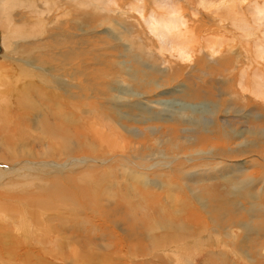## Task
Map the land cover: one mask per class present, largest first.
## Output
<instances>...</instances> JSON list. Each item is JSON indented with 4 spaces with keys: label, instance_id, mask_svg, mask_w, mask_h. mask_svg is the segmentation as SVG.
I'll return each instance as SVG.
<instances>
[{
    "label": "rangeland",
    "instance_id": "1",
    "mask_svg": "<svg viewBox=\"0 0 264 264\" xmlns=\"http://www.w3.org/2000/svg\"><path fill=\"white\" fill-rule=\"evenodd\" d=\"M150 1L146 0L152 9ZM185 1L187 24L196 26L194 32L201 42L221 36L207 32V25L213 17H230L226 5L222 6L223 0ZM210 1L214 6L208 13L206 4ZM190 8L200 11L198 17ZM14 11L13 8L8 18L16 26L0 27V31L7 35L17 27L24 28L20 30L24 36L29 24L14 20ZM247 11L248 7L242 6L240 15L244 20L249 18ZM129 16L128 32L121 26H99L101 17L93 19L90 31H79L82 38L102 36L101 41L110 48L107 57L115 65L105 78L98 77L100 71L96 70L98 75L93 79L92 58L86 68L73 65L75 68L68 69L75 59L65 67L59 64L69 55L64 42L50 43L55 50L44 47L42 53L55 51L54 58L42 61V55H37L34 72L42 70L48 80L52 75L55 81L67 85L57 87L56 93H61L55 96L57 99L46 97L52 104H61L68 115L62 120H48L43 101L35 106L32 98L36 117L26 110L22 114L12 109L10 115L16 119L14 127L18 130L6 132L0 127L1 186L17 185L15 191L6 188L5 192L25 198L20 203L0 198L4 204L8 202L0 209V235L15 234L9 226L20 218L18 211L22 218L26 210V224L47 225L40 227L39 236L30 237L34 240L25 242L19 237L15 243L6 242L10 246L1 245L0 251L5 250L6 257L12 256L10 251L16 254L12 262L1 259L0 264H264V102L255 98L250 87L243 90L238 83L243 70H248L250 77L246 86L253 85L255 73L264 75V62L254 55V40L250 39L245 50L232 29V33L224 31L222 39L232 43L236 53H224L225 57L232 55L230 67L220 70L216 62H222L221 54L214 61L199 54L192 62L179 61L168 54L161 58L158 43L142 20L137 14ZM77 21L71 20L74 24ZM10 33L6 42L12 48L7 51L22 49L23 54V49L27 51L34 44L29 47L22 41L18 45V31ZM127 33H131L129 37ZM256 35L263 36L259 31ZM55 37L61 40V31L56 30L52 38ZM126 38L132 42L124 47L121 44L126 43ZM99 39L92 40L98 43ZM130 58L133 61L129 62ZM218 78L231 83L230 87L219 83ZM28 79L31 86L8 94L13 95V100L30 102L24 97L28 88L45 91L47 84L40 78ZM33 81L38 88L32 87ZM106 117L114 118L127 131H120V135L113 127L102 129L97 119ZM18 138L23 139L17 141ZM131 172L140 177H136L140 180L136 184L128 179ZM51 192L56 193L57 200L51 199ZM28 200H50L48 205L55 209H41ZM61 204L64 208L58 207ZM144 243L146 249L141 251ZM32 255L42 257L31 258ZM181 255L188 256L182 259Z\"/></svg>",
    "mask_w": 264,
    "mask_h": 264
},
{
    "label": "bare ground",
    "instance_id": "2",
    "mask_svg": "<svg viewBox=\"0 0 264 264\" xmlns=\"http://www.w3.org/2000/svg\"><path fill=\"white\" fill-rule=\"evenodd\" d=\"M151 1H152V3H149V2L148 3H149V5L152 4V5H150V7H152V9L148 8V4H147L146 0H0V27L5 28V29H9V28H11L10 25L16 26L14 23H12V24L9 23V21H11V19H12V18L9 19L10 18L9 16L11 15L12 9L14 8L15 9V11L13 13L14 20H16L18 22H20V20H22L25 23L29 24V25H27L29 32H27L26 35H24V36H21V33H22V32H20L21 29H19V27H17L19 30L16 29L18 31V33H15V35H16V37H18L20 39V40H18V45H20L19 42H22V41H24V43H26V45H29V47L32 43H34L30 47L29 50L25 51V49H23V54L21 51L22 49L21 50L17 49V51L15 50V51L11 52L10 50L12 47L11 48L9 47L10 42L8 44V42H6V38L9 37V36H7L8 33H10V32L14 33L16 30L15 31L12 30L8 33L6 32L7 35L4 33V31L3 32L0 31V55H2V58H1L2 60H0V127L1 128H2V126L4 127L3 131L8 132V130H11V129H13L14 131L18 130L17 128L14 127V123H15L16 119L13 120V118H12L13 116L10 115V112L12 109H14V110L16 109V111H19L22 114L26 113L25 112V110H26V111H28V113L31 112V114L34 115V113H35L34 110H36L37 108L33 107L32 100H33V103H35L34 104L35 106L38 103L41 104L43 101V103L45 104V109H46L45 111L47 112L48 120H49V118H51L50 120H52L53 118L56 120H62L64 117H66L68 115L67 112H64V109L62 108L61 104H57V105L52 104L50 102V100L47 98L48 96L46 97V95L54 96V97L59 96L61 93L59 94V91H58V93H56L57 87L62 86V85L63 86H67V85L62 84L61 83L62 81L61 82L55 81L54 80L55 78H53L52 75H50V78H52V79L48 80L44 75L46 73L41 72L42 70H40V72L39 71L34 72V70H35L34 68L38 67V64L36 63V60H37L36 58L39 57L40 54L43 57L42 61L46 60L49 57H51V58L55 57L54 55H52L53 53H55V51L53 53H50V54L49 53L48 54L42 53V51H45V49H46L44 47H48L50 50L54 49V48H52V49L50 48V45H49L50 43L54 44V43H57L59 41H61V43L62 42L66 43V46H67L66 50L68 51L67 54H69V55L66 56L63 60H61L59 62V64H61L62 66L65 67V65L70 64V62L75 59L76 62H73L70 66H68L67 67L68 69H69V67H74V66H83L84 68H86V66L89 67L88 64L92 58L93 62H95L94 63L95 69L93 68V70L91 71V72H94L93 76H92L93 79H94V77H96L98 75L96 70L100 71V73L98 75V77H100V78H105L112 71H114V65L115 64L113 61H110L107 57V54H110L108 52V50L110 48H108L107 45L105 43H103V41H101L102 36L93 35L91 37L86 36V37L82 38L79 35L80 30H87V28H88V31H90L91 27L95 23V21L93 19H97L100 17H101V19L98 20V21H101L99 26L105 25L107 27L106 24L110 25V26H108V28L112 27L113 25L114 26L115 25L121 26L124 29V32L125 31L128 32L127 28L130 29V27H131V23H130L131 16H129V15L137 14L138 17L142 20L143 24L145 25L147 31L157 41L158 45H157V43H156V45H157L158 52L160 53L159 56L161 58L163 57L162 55L168 54L173 59H177L179 61H187V62L190 61V62H192L194 57L197 59L196 55L199 54L200 56L202 55V58L206 57V59H208L209 61H214V59H216L215 57L221 54V55H223L221 63L224 65H222L219 61H217L216 62L218 65L217 69H220L222 67H230V58L229 57H232V55L229 57H225L224 53L226 51H230V52H233L235 54L236 52H235V50H233L232 43L227 42L228 41L227 39L223 40L222 38H224V37L222 35H223L224 31L227 33H232V32H230V29H232L233 32L235 33V38L241 44L242 48H245L248 45V42L251 41L250 39L254 40V43L252 45V48L254 47L253 48L254 49V55H255L257 60L264 62V0H223V2H221V3H222V6L226 5L225 6L226 11L230 14V17L228 18L229 20L227 18L224 19L222 17H218V19H217V18H214L212 16L213 17L212 21L210 23L208 21L209 25H207V32H209V31L210 32H216L217 35L220 34L221 36H218V38L212 37L211 39H208L205 41L202 40V42L199 40L200 36L197 37L199 34L198 35L195 34L196 31H195L194 27H196V26L193 25L191 27V25L189 26L187 24V21H188V20H186L187 14L184 15V13H186V12L183 11L184 10L183 5H184V3L186 4L185 0H151ZM210 2L206 4V10L207 11H209L211 9V7L214 6V4L212 2L211 3ZM244 5H246L248 7L247 12L249 14V18L246 20H244L240 15L242 6H244ZM215 9L217 10L218 6ZM189 10L192 11V13L195 17L196 16L198 17V14L200 11L197 12L196 9H194V8H190ZM86 11H89V12L86 13ZM210 12H211V10L208 13H210ZM220 12H222V11H220ZM3 13L7 17H5ZM72 19L78 20L79 22L77 21L76 24H74L73 22H71ZM125 20L129 21V23L126 24ZM25 23H24V25H25ZM20 24L22 25L23 23L21 22ZM229 24H230V27H228ZM24 25L22 27H24ZM25 28L27 29V27H25ZM211 29H212V31H211ZM24 30L25 29L23 28V30H21V31H24ZM56 30L61 31V40H59V38H56V37L54 39L52 38V36L55 35ZM138 30H141V29H138ZM202 31H206V30H204V28H203ZM256 31H259L263 36L261 38L257 37ZM207 32H205V33H207ZM130 34L131 33H127L126 35L129 37ZM50 38H51V40H50ZM93 38H96V39L100 38L98 40L99 42L98 43L95 42L94 40H92ZM143 38H144V35H143ZM36 40H38L40 42L36 43L37 42ZM138 40H140V39H138ZM130 41H129V38H126V43L124 42L121 45H124V47H126L125 45H127ZM133 42H135V41H133ZM61 43H59V44H61ZM59 44L57 43L56 45H59ZM152 44H153V42H152ZM111 46L115 47V43L112 44ZM131 46H132V44L130 43V47ZM140 46H141V44H140ZM144 46H145V44H144ZM226 46H228V48H226ZM8 47L10 49L9 51H7ZM138 47H139V45H138ZM20 48H22V47H20ZM144 49H143V51H144ZM139 50L142 51L141 49H139ZM139 50H138V52H140ZM245 50H247V48H245ZM153 54H155V53H153ZM37 55H39V56H37ZM203 55H205V56H203ZM137 56H138V54H137ZM133 59L130 58L129 62L133 61ZM38 61H40V60H38ZM168 63H169V61H168ZM30 67H31V69H30ZM167 67H168V65H167ZM32 69H33V71H32ZM38 69H40V67ZM65 71L66 70H64L62 73H64ZM117 71H119V70H117ZM12 72H13V74H12ZM75 72H76V70H75ZM76 73L79 74L80 72H76ZM248 73H249L248 70H243L240 73V81L238 80L239 81L238 83L241 86V89L246 90V88L250 87L251 93L255 96V98L259 101L264 102V75L261 73H258V72L255 73L253 83L251 82V84H253V85L252 86H246L245 82L250 78ZM20 74H24L27 77H22V76H20ZM14 75H15V77L12 79V77ZM33 77L35 79L40 78L41 81H44L42 83L47 84V86H44L45 91H43V90L40 91L38 89L28 88L27 89L28 94L24 95V97L29 99L30 102H28V100H26V99L25 100L24 99L13 100V95H8L9 93H15V92H19L20 90H25L26 86H31V85L27 84V81H29L28 78L33 79ZM64 77H65V75H64ZM74 78L77 80H81V79H78L76 77H74ZM91 78H90V80H91ZM3 79L5 80V82ZM217 80L219 83L222 82L226 86L230 87L231 83L226 82V81L219 79V78ZM83 81H84L83 84H86L85 79H83ZM31 82H30V84H31ZM91 82H90V84H91ZM215 82H216V80H215ZM40 86H42V84ZM32 87L38 88V87H36L35 82H34V86H32ZM74 89H75V87H74ZM61 92H62V90H61ZM228 92H229V94L231 93L230 91H228ZM32 93H33V95L31 96L30 94H32ZM72 95H74V94H72ZM54 97H51V98H54ZM69 97H70V95L68 96V98ZM206 98H208V97H206ZM236 100L239 101L238 99H236ZM237 101H234V103ZM178 106L181 107L182 105H178ZM78 109H76V110H78ZM82 114H83V112H82ZM41 115H43V114H41ZM17 117H18V115H17ZM34 117H36V116L34 115ZM100 117H101V115H100ZM41 118H43V116ZM44 119L45 118H43V120ZM97 120L99 123H101L100 127L102 129H104L105 127L108 129H112V127H113V129H115L117 131V132L115 131L116 133H120V131L122 132V131L126 130L124 125L117 123V121H115L114 118L106 117L104 120H102V119L101 120L97 119ZM22 121H24V120H20V123ZM69 121L72 122V120H69ZM17 124H18V122H17ZM22 127H24V126H22ZM25 129L30 130L31 128H25ZM118 130H119V132H118ZM19 133H20V131H19ZM22 135L23 134L21 133V136ZM28 135H30V134H28ZM120 135H122V134L120 133ZM23 137H24V135H23ZM26 138L28 139V137H26ZM0 140H1V138H0ZM18 140H19V138L17 139V141ZM21 140H19V141H21ZM40 140H41V138H40ZM113 142H116V141L113 140ZM1 143H2V140H1ZM24 144H25V142H24ZM24 150H25V148H24ZM13 151H15V150H13ZM13 154H14V152H13ZM18 155H20L19 151H18ZM90 162H92V161H90ZM27 163H29L31 165L33 164V163H30L29 161ZM86 163L87 162H84V164H86ZM96 163H98V162H96ZM81 164H82V162H81ZM69 165H70V163H69ZM50 166L53 167V165H51V164H50ZM54 166H57V165H54ZM63 167H65V166H63ZM17 168H19V167H17ZM39 168H41V167L39 166ZM19 170L20 169H18V171ZM35 170H36V168H35ZM125 172L127 173V171H125ZM16 173H17V171H16ZM141 175H142V173H141ZM128 176H129V178L126 175V177L129 180L136 181L135 183L133 182V184H136L138 181H140V180L137 181L136 177L137 178H140V177L138 176V174H135V172L134 173L131 172V175H128ZM143 180H145V179H143ZM133 184L131 183V185H133ZM0 187H1L0 188V196H1L0 198L4 197V199H6V201H10V202H18V203H20V201L24 202L25 198L23 195H17V194L14 195V194H9L10 192H8V193L5 192L6 188L10 191H15L16 189H18L17 185L4 184L1 186V182H0ZM10 188H14V189L11 190ZM131 190H132V188H131ZM52 193L53 192L50 193L52 195L51 199H53L54 201L57 200L58 198L56 196V193H54V195ZM140 193H141V191L138 194H140ZM145 195H144V197H145ZM142 198H143V195H142ZM60 199H62V198H60ZM58 202L62 203L63 201L62 202L58 201ZM94 202H96V201H94ZM27 203L36 204L41 209H48V210L55 209L54 206L48 205L51 203L50 200L49 201L44 200L42 202H36V201H29L28 200ZM6 204H8V202ZM6 204H4L3 201L2 202L0 201V209H4V205H6ZM140 206H142V205H140ZM58 207L64 208L62 204ZM64 211H66V210H64ZM68 211H70V210H68ZM16 213L18 214V216H20V218L17 219L16 221H12V224H11L12 227L9 226L10 230L13 231V233H15V234L11 237H5V236L0 235V243H1L0 247H1V245L4 248L6 246H10V244H6V242L15 243L16 242L15 240H19V237L22 238L25 242L29 241V239L34 240V239H31L30 237L34 236V238H35V237L39 236L38 231H40V227L42 229L45 226H47L44 223L26 224V221H27L25 218L26 210L24 211V213H23L24 215L22 218H21V212L20 211H18ZM27 218H29V217H27ZM44 221H45V219H44ZM234 221H235V219H234ZM48 223H49V221H48ZM49 230H51V229H49ZM48 235H50V234L48 233ZM154 235H155V233H154ZM152 236H153V234H152ZM2 237H3V239H2ZM5 238H8L9 240L5 241ZM3 241H4V243H3ZM41 243L43 244V242H40V244ZM139 244H141V243H139ZM143 247L144 248H141V251H144L146 249L145 243H144ZM8 249L9 248H7L6 251ZM10 252H8V253L12 254V256H14L16 254V252L15 253L14 252L10 253ZM45 253H46V251H45ZM12 256L6 257L5 250H4V252L0 251V260L2 259L5 261H7V260L11 261V259L13 260ZM187 256L188 255H181V258L182 259H183V257L187 258ZM190 256H193V255L190 254ZM40 257H42V256H40ZM40 257L38 255H32L31 256V258H36V259H40ZM35 261L37 263L41 262L39 260H35ZM33 264H34V262H33Z\"/></svg>",
    "mask_w": 264,
    "mask_h": 264
}]
</instances>
